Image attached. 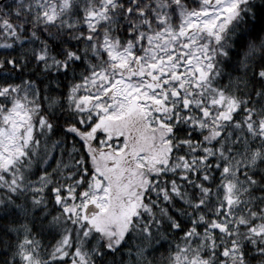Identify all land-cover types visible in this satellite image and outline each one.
<instances>
[{
	"label": "snow or ice",
	"instance_id": "snow-or-ice-1",
	"mask_svg": "<svg viewBox=\"0 0 264 264\" xmlns=\"http://www.w3.org/2000/svg\"><path fill=\"white\" fill-rule=\"evenodd\" d=\"M0 264H264V0H0Z\"/></svg>",
	"mask_w": 264,
	"mask_h": 264
}]
</instances>
